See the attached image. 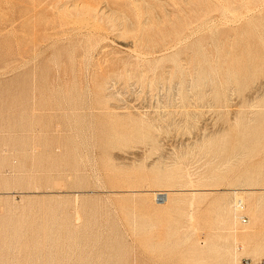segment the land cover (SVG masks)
I'll return each instance as SVG.
<instances>
[{
	"label": "rangeland",
	"instance_id": "obj_1",
	"mask_svg": "<svg viewBox=\"0 0 264 264\" xmlns=\"http://www.w3.org/2000/svg\"><path fill=\"white\" fill-rule=\"evenodd\" d=\"M263 187L264 0H0V264L264 260Z\"/></svg>",
	"mask_w": 264,
	"mask_h": 264
},
{
	"label": "bare ground",
	"instance_id": "obj_2",
	"mask_svg": "<svg viewBox=\"0 0 264 264\" xmlns=\"http://www.w3.org/2000/svg\"><path fill=\"white\" fill-rule=\"evenodd\" d=\"M79 6V5H78ZM236 156V155H235ZM190 178V177H189ZM193 187V186H192ZM264 188V187H263ZM243 189V188H242ZM245 189V188H244ZM247 189V188H246ZM251 189V188H250ZM249 189V190H250ZM258 189V188H257ZM260 189V188H259ZM258 189V190H259ZM236 190H238V189H236ZM234 191V194H237L236 192L237 191ZM254 190V189H253ZM256 190V189H255ZM261 190V189H260ZM251 191V190H250ZM239 192V191H238ZM243 192V191H242ZM247 192V191H246ZM252 192V191H251ZM168 195H169V193L167 192V193H165V191H158V192H155V196L157 197L158 196V201L159 202H166L167 200H168ZM254 198V197H253ZM252 198V202H251V205H252V212H253V214H256V212H257V207H258V201L256 200V199H253ZM239 200H242L241 198H237V201H235L236 202V208H237V202L239 201ZM230 201V200H229ZM243 201V200H242ZM162 203V204H163ZM244 203V202H243ZM192 204V203H191ZM245 205V204H244ZM244 209H245V207H244ZM235 211V210H234ZM243 213H244V211H243ZM236 216V215H235ZM243 217H244V215H241V218L243 219ZM234 220H235V218H234ZM247 222H248V219H247ZM236 257V256H235ZM236 259V258H235Z\"/></svg>",
	"mask_w": 264,
	"mask_h": 264
},
{
	"label": "built area",
	"instance_id": "obj_3",
	"mask_svg": "<svg viewBox=\"0 0 264 264\" xmlns=\"http://www.w3.org/2000/svg\"><path fill=\"white\" fill-rule=\"evenodd\" d=\"M244 207H245V205H244L243 201L242 200H239L237 202V209H238V211H240V212L244 211ZM243 222H247V217L246 216L243 217ZM247 263L248 264H264V260L262 259L260 261L253 262V263H251V262L248 261Z\"/></svg>",
	"mask_w": 264,
	"mask_h": 264
}]
</instances>
